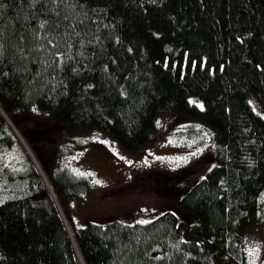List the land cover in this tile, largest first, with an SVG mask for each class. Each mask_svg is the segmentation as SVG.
I'll return each mask as SVG.
<instances>
[{
	"label": "trees",
	"instance_id": "1",
	"mask_svg": "<svg viewBox=\"0 0 264 264\" xmlns=\"http://www.w3.org/2000/svg\"><path fill=\"white\" fill-rule=\"evenodd\" d=\"M0 107L60 205L95 184L68 165L83 145L41 153L54 128L134 155L176 114L191 121L177 145L219 139L217 164L179 202L203 224L168 212L69 225L74 244L0 114V264H245L244 230L264 223V0H0Z\"/></svg>",
	"mask_w": 264,
	"mask_h": 264
},
{
	"label": "rangeland",
	"instance_id": "2",
	"mask_svg": "<svg viewBox=\"0 0 264 264\" xmlns=\"http://www.w3.org/2000/svg\"><path fill=\"white\" fill-rule=\"evenodd\" d=\"M189 123L190 120L176 114L163 116L151 143L134 155L100 133L67 137L62 130L54 128L49 142L40 145L41 153L50 160L83 145L69 154L68 165L95 184L91 193L74 203L62 200L61 208L68 224L76 228L112 221L146 224L168 212L176 215L186 228L203 224L201 214L182 211L179 202L217 164L219 139L214 137L198 149L177 145L178 134L185 131L180 128ZM243 247L247 254L245 264H264V223L245 228ZM219 264L236 263L222 257Z\"/></svg>",
	"mask_w": 264,
	"mask_h": 264
},
{
	"label": "water",
	"instance_id": "3",
	"mask_svg": "<svg viewBox=\"0 0 264 264\" xmlns=\"http://www.w3.org/2000/svg\"><path fill=\"white\" fill-rule=\"evenodd\" d=\"M0 114L4 117V119L7 121L8 125L11 127V129L14 131V133L16 134V136L18 137V139L21 141L22 145L24 146V148L26 149L27 151V154L31 157L33 163L35 164L36 168L38 169L40 175L42 176V178L44 179V181L46 182L47 184V187L49 189V193L50 195L52 196V198L54 199L56 205H57V208L63 218V221H64V224L66 226V229L68 231V234L70 236V239L72 240V242L75 244V241L72 239L71 237V232H70V228H69V224L63 214V211H62V208H61V205L58 201V199L53 195L52 193V187L49 185V182L42 170V168L40 167V165L38 164V162L36 161V159L34 158L32 152L30 151V149L28 148V146L26 145L25 141L23 140V138L21 137L20 133L18 132L17 128L14 126V124L12 123V121L10 120V118L7 116V114L3 111V109L0 107Z\"/></svg>",
	"mask_w": 264,
	"mask_h": 264
},
{
	"label": "snow or ice",
	"instance_id": "4",
	"mask_svg": "<svg viewBox=\"0 0 264 264\" xmlns=\"http://www.w3.org/2000/svg\"><path fill=\"white\" fill-rule=\"evenodd\" d=\"M200 107H201V110H203V105H200Z\"/></svg>",
	"mask_w": 264,
	"mask_h": 264
}]
</instances>
